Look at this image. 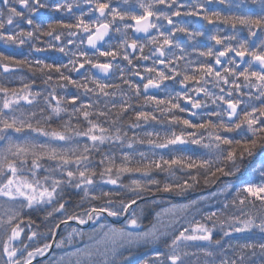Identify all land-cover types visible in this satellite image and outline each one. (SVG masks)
<instances>
[{"label": "snow or ice", "instance_id": "obj_1", "mask_svg": "<svg viewBox=\"0 0 264 264\" xmlns=\"http://www.w3.org/2000/svg\"><path fill=\"white\" fill-rule=\"evenodd\" d=\"M160 5L171 12L169 26L182 17L201 23L170 27L154 38L160 56L165 46L178 49L159 64L179 65L189 49L204 59H189L181 70L156 69L163 80L178 79L186 91L178 94L182 103L157 93L146 102L167 104L166 111L181 115L171 116L166 128L137 132L139 122L159 125L157 115L133 109L129 100L105 99L101 107L99 99L85 102L79 91L72 92L83 89L108 98L106 89L119 85L97 80L92 89L68 74L69 65L79 74L89 65L109 70L111 64H92L89 52L65 60V50L83 39L61 40L55 31L90 33L91 51L104 40L102 29H110L109 24L92 17L73 23L62 15L38 16L41 10L61 13V0H0V41L27 49V55L0 51V264H34L37 257H47L39 264H264V0L195 5L160 0ZM140 7L142 12H134L107 0L95 4L97 13L110 12L114 20L130 16L135 25L156 15L151 5ZM127 47L137 51L136 40ZM48 51L62 55L51 62L32 55ZM98 54L105 60L118 55L111 44ZM124 59L131 63L127 55ZM144 71L154 69L146 65ZM135 78L144 81L139 71ZM13 80L20 86H12ZM209 80L219 85L215 91L206 86ZM150 86L159 84L153 79L143 83L145 90ZM232 89L248 103L232 99ZM135 91L141 94L140 85ZM192 93L230 109L231 123L217 121L220 113L213 110L205 113L207 119H197L192 110L201 103ZM234 129L240 131L233 134ZM221 177L227 179L217 185ZM201 185L216 187L208 195L192 196ZM77 200H104L118 208L91 206L81 213L73 210ZM76 239L83 247L74 245ZM26 240L38 242L30 246Z\"/></svg>", "mask_w": 264, "mask_h": 264}, {"label": "clouds", "instance_id": "obj_2", "mask_svg": "<svg viewBox=\"0 0 264 264\" xmlns=\"http://www.w3.org/2000/svg\"><path fill=\"white\" fill-rule=\"evenodd\" d=\"M13 3H18V0H12ZM31 2V0H30ZM49 0H44V3L47 4ZM97 0H61L62 7L61 15L67 17L70 21L75 23L78 19H85L87 20L89 17L94 18L97 22L107 23L111 27L106 31V35L104 40H97L95 42V47L93 50L89 51V44L87 42V35L90 33H85L81 31L79 34L75 33V29L71 31L68 29H61L57 28L55 31L57 34L60 35L61 40L72 39L76 42H79L83 39V43H77L71 50L66 49V60L71 61L75 58V55H78L80 52H89L88 59L95 63H109L111 64V68L109 70H100L97 68H93L90 65L86 67L83 72L76 73L72 71V66L69 65L67 70L68 74H71L74 78H77L81 83H86L88 88H95V82L97 80L101 82H111L119 85V88H111L106 89V91L110 92V97L105 98L103 96H95L92 93L85 92L83 89H74L75 91H79V94L82 98H85V102L88 99H91L95 102L97 99L100 100V106L102 107L105 99L108 100L109 103L112 102H119L121 99L129 100L132 102L133 109L139 108L141 110L152 111L157 115V119L160 122L159 125L161 128L168 127L167 121L171 116H176L177 118L180 117L181 113L177 112H169L166 111L168 108L167 104L157 105L151 102H146V97L157 93L159 96L165 100L171 99L173 103H182L179 99L178 94H183L186 89L180 86L179 80H163L162 77L156 74V69L160 71L167 72L168 67L177 68L181 70L183 65L187 63L190 59L194 63L199 62L201 58L194 54V52L189 49L184 53L186 59L182 61L179 65L177 64H170L164 65L163 67L159 64V60L161 59H168L169 52H177L178 49L173 48L169 50L167 46L163 49L165 52L164 56H160V53L156 51L159 47L158 40L154 38L159 37L161 32H167L170 27L172 30L180 27V26H194L196 24L195 21L187 19V18H174V24L169 26L167 22V18L171 15V12L168 9H163L161 11L160 0H107V2L112 5L113 7H120L121 9H129L134 12H142L143 9L140 7L142 4L151 5L152 10L156 13L150 21H145L143 25H135L131 22L130 16H126L124 20L116 19L114 20L110 12H105L104 14L97 13L95 10V4ZM192 5L197 3L203 4L205 0H190ZM68 5L71 7L69 8ZM35 6L34 4L32 5ZM30 9L25 10V15L28 14ZM151 24L152 27H149L147 31L144 30L145 26ZM177 35H182V33H177ZM132 40H136L137 42V51H133L131 48L127 47V44L130 43ZM189 43H193V38H188ZM123 42V43H122ZM111 44L117 51L118 55L116 57H109L105 60L104 57H101L98 54V50L101 46H107ZM214 47V42H212ZM183 47L184 45L181 44ZM143 48V52L139 51L140 48ZM75 54V55H74ZM127 55L131 59V63L124 59V56ZM144 58H139V57ZM152 67L154 69L153 72H145V66ZM137 71L140 72L141 75L144 77L143 83H146L148 79H153L159 84V87H149L147 90L143 88V83L136 80V73ZM170 75V74H169ZM200 74L197 73V76ZM122 78V79H121ZM125 81H133V85L128 87L124 82ZM241 84L244 85L245 82L241 81ZM137 85L141 87V94L138 96L136 94L135 88ZM210 91H215L219 87L216 85L213 80H209L206 85ZM63 91H68L67 88H63ZM234 95L232 99L240 100L245 104L248 103L247 98L244 96H237L235 93L237 92L236 89H232ZM241 91H247L246 88L241 89ZM193 100L199 99L201 103V107L199 109L192 110L196 113V118H204L207 119L205 113L209 110L216 111L220 113L215 119L217 121L223 120L225 125L230 124L231 122L228 120V115L231 114V110L227 109L224 105L220 104L218 100H212L209 97H198L195 93H192ZM67 108L71 109L70 105H66ZM132 115L130 112L127 116L123 117L122 120L124 123L128 122V118ZM133 123H137L136 121H132ZM141 125V129L145 128L146 125L152 124V122H148L145 124L144 122H139ZM175 130L180 131L181 129L179 126H174ZM222 131V130H221ZM240 130L234 129L233 134L238 133ZM127 183V181H125ZM91 206H109L113 208H118V204L108 205L104 200H96L91 202H84L81 203L79 200L75 202L74 211L77 212H87V210ZM23 227V226H22ZM44 228H41V232H43ZM84 231H88L89 229L85 227ZM65 236H67V231L65 232ZM37 240L32 241H25L30 246L37 243ZM74 245H79L83 247V242L79 239L74 241ZM47 264V262H45Z\"/></svg>", "mask_w": 264, "mask_h": 264}, {"label": "trees", "instance_id": "obj_3", "mask_svg": "<svg viewBox=\"0 0 264 264\" xmlns=\"http://www.w3.org/2000/svg\"><path fill=\"white\" fill-rule=\"evenodd\" d=\"M223 27V26H222ZM0 51H4V52H10V50H7V49H4L0 46ZM62 54H57L55 51H48L46 52L42 57L41 59H44L46 62H51L53 59H56L58 57H60ZM31 58V57H30ZM66 60V58H64ZM0 73H2V69H0ZM24 75L29 77V78H32L31 77V74L30 73H27L26 71L24 72ZM0 82H3V81H0ZM12 86H20L19 85V81L18 80H13V83H12ZM36 90H40V88L43 87V85H36ZM72 92H75L74 89H71ZM153 128H156V129H160L161 126L160 125H156V124H149V125H146L144 129H138V130H135L137 132H141V131H144V130H151ZM105 151L108 150V146L105 145L103 146ZM142 147L144 150H147V146H140ZM97 158H99L97 156ZM160 176H162L163 174H159ZM224 179H227V178H224V177H221L219 181H217V185H219V183L221 181H223ZM125 181H127V178H125ZM214 187V186H213ZM212 187V188H213ZM216 187V186H215ZM212 188H203V185H201V189L200 191L196 192V193H193L191 194L192 196H198V195H208L210 192L214 191L215 188L213 190H211ZM211 190L210 192H206V193H203L205 191H209ZM173 200H176V201H182V199L180 197H173L172 198ZM69 250H73L72 248H69ZM145 254H148V253H145ZM36 264H39V263H36Z\"/></svg>", "mask_w": 264, "mask_h": 264}, {"label": "flooded vegetation", "instance_id": "obj_4", "mask_svg": "<svg viewBox=\"0 0 264 264\" xmlns=\"http://www.w3.org/2000/svg\"><path fill=\"white\" fill-rule=\"evenodd\" d=\"M38 16H39V17H59V16H61V14H60V13L49 12V11H47V10H41L40 13H38ZM23 27L27 28L28 26H27L26 24H24ZM11 28H12V26H8V25H6V29H11ZM205 43H207V42L205 41ZM0 46H1L2 48H4V49L10 50V52H13V51H17V52H19V51H23L24 54L27 55V49H23V50H20V49H14V46L6 45V44H4L3 41H0ZM44 54H45V53H44ZM57 54H58V53H57ZM32 55L36 57V56H39V55L42 56L43 54H41V53H33ZM40 58H41V57H40ZM137 79H138V78H137Z\"/></svg>", "mask_w": 264, "mask_h": 264}, {"label": "water", "instance_id": "obj_5", "mask_svg": "<svg viewBox=\"0 0 264 264\" xmlns=\"http://www.w3.org/2000/svg\"><path fill=\"white\" fill-rule=\"evenodd\" d=\"M213 189V188H212ZM206 192H210V190L209 191H205V192H203V193H206ZM51 254V253H50ZM49 254V255H50ZM47 257H39V258H37V260L34 262V263H37L38 261H41V260H44V259H46Z\"/></svg>", "mask_w": 264, "mask_h": 264}, {"label": "bare ground", "instance_id": "obj_6", "mask_svg": "<svg viewBox=\"0 0 264 264\" xmlns=\"http://www.w3.org/2000/svg\"><path fill=\"white\" fill-rule=\"evenodd\" d=\"M41 54H43L44 55V53H41ZM42 55V56H43ZM41 55H39V56H36V58H40V57H42ZM41 59V58H40ZM182 200L184 199V198H181Z\"/></svg>", "mask_w": 264, "mask_h": 264}, {"label": "rangeland", "instance_id": "obj_7", "mask_svg": "<svg viewBox=\"0 0 264 264\" xmlns=\"http://www.w3.org/2000/svg\"><path fill=\"white\" fill-rule=\"evenodd\" d=\"M51 255V254H50Z\"/></svg>", "mask_w": 264, "mask_h": 264}]
</instances>
